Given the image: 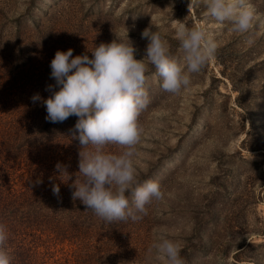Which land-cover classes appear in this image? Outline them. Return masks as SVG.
<instances>
[{
    "label": "rangeland",
    "instance_id": "1",
    "mask_svg": "<svg viewBox=\"0 0 264 264\" xmlns=\"http://www.w3.org/2000/svg\"><path fill=\"white\" fill-rule=\"evenodd\" d=\"M252 2L262 18L241 35L190 0H0V126L10 121L27 133L47 113L31 98L51 95L46 89L56 83L50 65L57 50L91 57L96 45L128 27L141 59L148 44L141 33L155 24L177 54L179 23L205 25L219 45L177 95L161 89L154 69L149 73L151 103L140 116L145 131L136 165L141 182H160L164 199L136 222L59 220L55 228L67 233L49 238L37 255L41 263L161 264L148 249L167 234L181 244L185 264H264V0ZM77 119L44 134L53 151L43 175L51 187L71 193L79 178L80 145L70 124ZM58 163L67 172L61 177ZM42 207L85 206L70 199Z\"/></svg>",
    "mask_w": 264,
    "mask_h": 264
},
{
    "label": "clouds",
    "instance_id": "2",
    "mask_svg": "<svg viewBox=\"0 0 264 264\" xmlns=\"http://www.w3.org/2000/svg\"><path fill=\"white\" fill-rule=\"evenodd\" d=\"M189 5L203 6L210 20L220 27L229 23L241 35L250 33L262 18L252 0H190ZM152 25L155 30L149 26L141 33L148 41L141 59L136 58L128 27L124 33H115L111 42L96 45L91 57L73 56L72 48L57 50L50 65L56 83L46 89L51 95L44 99L37 93L31 98L44 104L49 122L78 118L72 138L80 145L79 178L73 184L72 199H79L107 223L142 220L147 206L164 199L160 182H141L136 165L137 146L145 131L140 116L151 103L149 73L154 69L161 89L177 95L190 87L193 74L207 66L219 47L205 25L179 23L175 26L179 52L174 54L166 34ZM56 171L60 177L67 173L59 163ZM52 190L59 195L58 185ZM9 239L8 225L0 222V264H14ZM148 252L161 264H185L181 244L167 234H161Z\"/></svg>",
    "mask_w": 264,
    "mask_h": 264
},
{
    "label": "trees",
    "instance_id": "3",
    "mask_svg": "<svg viewBox=\"0 0 264 264\" xmlns=\"http://www.w3.org/2000/svg\"><path fill=\"white\" fill-rule=\"evenodd\" d=\"M39 103L42 102L37 101L36 105ZM46 115L42 114L39 126L31 133L10 121H6L5 127L0 126V222L9 227L8 243L14 264H43L37 257L39 250L46 248L50 237L61 239L67 233L55 228L59 220L93 219L96 224V215L85 207L72 211L42 207L72 199L71 191L66 189L59 188V195H54L53 187L43 175L53 151L44 142V134L49 128H61L66 123L49 122ZM1 120L0 116V123ZM70 124L74 127L76 121ZM62 151L58 149L59 153Z\"/></svg>",
    "mask_w": 264,
    "mask_h": 264
}]
</instances>
